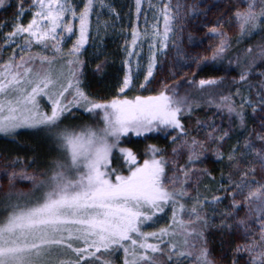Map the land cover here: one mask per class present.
Wrapping results in <instances>:
<instances>
[{"label":"snow or ice","instance_id":"1","mask_svg":"<svg viewBox=\"0 0 264 264\" xmlns=\"http://www.w3.org/2000/svg\"><path fill=\"white\" fill-rule=\"evenodd\" d=\"M8 7L0 264H264V0H230L194 54L174 33L197 6L160 0L114 83L110 0Z\"/></svg>","mask_w":264,"mask_h":264},{"label":"rangeland","instance_id":"2","mask_svg":"<svg viewBox=\"0 0 264 264\" xmlns=\"http://www.w3.org/2000/svg\"><path fill=\"white\" fill-rule=\"evenodd\" d=\"M10 3H14L15 0H9ZM170 2L175 7L177 0H170ZM180 3H184L185 0H179ZM190 4H195L198 8V12L195 16L188 15L185 16L177 25H175V35H177L178 41L186 48L193 51V54L195 51H199L200 48L197 47V45L201 44V41H203L202 47L208 46L210 43H214V41L208 40L205 37V34L207 32V27L205 25L211 24L212 22H215L217 17L228 7L230 0H187ZM160 4V0H142V9L139 14L135 13V18H132V21L136 22L138 26V30L143 33L145 29L147 28L149 31L151 30V25L155 22L153 19L154 13L157 12V9L150 7L151 5H157ZM13 9L11 7H8L7 10H0V18L8 19L12 13ZM128 18V25L127 28L122 31L121 29H118L113 34V37L115 41L117 42V47H119L118 56L120 58L119 60V66L117 67V75L122 76V54L120 52V45L123 44L124 40L123 37L127 36L129 39L131 38V28L133 22L131 21V15L130 12L127 14ZM160 25L162 29L163 20L162 16H160ZM6 30V29H5ZM109 34V33H108ZM191 34L192 39L189 40V35ZM103 36V39L106 35L104 33H101ZM147 44H144V50L146 51ZM93 49H89L88 55L85 54L84 59L88 60L91 56V53L93 52ZM169 51L171 52V41H169ZM4 55H7L8 52L2 53ZM172 56H174V53H172ZM172 56L169 57H161L157 64V70L156 75L159 76H168L170 75L169 68L172 62ZM94 67V65H93ZM135 71V67L133 69ZM91 67L89 68L88 72L90 73ZM131 95L134 93H130ZM249 113V116L246 118L247 123L251 126L254 123L258 125L259 123V113L257 114V119L254 122L252 119V111L251 109L247 110ZM21 143H24V141H21ZM4 144L3 139H0V146L2 147ZM4 162L0 160V172H2ZM207 167L211 168L212 165H206ZM0 186H6V181L0 180Z\"/></svg>","mask_w":264,"mask_h":264},{"label":"trees","instance_id":"3","mask_svg":"<svg viewBox=\"0 0 264 264\" xmlns=\"http://www.w3.org/2000/svg\"><path fill=\"white\" fill-rule=\"evenodd\" d=\"M110 3H112V5L117 9L120 18L119 20H115L114 18H109L108 15L103 16L102 20L107 21L109 26L107 31L102 33L106 35L104 37V41L106 43L109 63L112 65V67L109 69V72L110 76L113 78L112 82L114 83V78L117 76V67L119 66L120 58L118 56L119 47H117V42L115 41L113 34L118 31V29L124 31L127 28L128 12H130L131 21L132 18H135V0H110ZM86 54L88 55V53ZM228 79L230 80L231 77L229 76ZM216 174L218 175V173Z\"/></svg>","mask_w":264,"mask_h":264}]
</instances>
